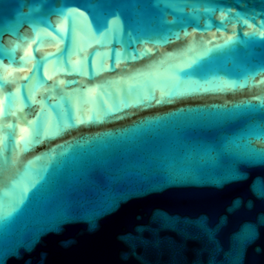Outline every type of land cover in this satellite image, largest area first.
<instances>
[{"label":"water","instance_id":"1","mask_svg":"<svg viewBox=\"0 0 264 264\" xmlns=\"http://www.w3.org/2000/svg\"><path fill=\"white\" fill-rule=\"evenodd\" d=\"M0 264H264V0H0Z\"/></svg>","mask_w":264,"mask_h":264}]
</instances>
